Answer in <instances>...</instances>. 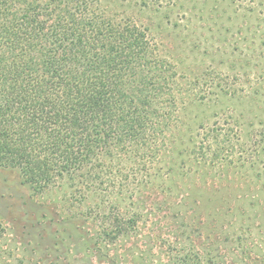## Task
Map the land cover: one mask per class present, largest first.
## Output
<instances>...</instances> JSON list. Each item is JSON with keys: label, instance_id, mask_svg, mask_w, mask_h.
Listing matches in <instances>:
<instances>
[{"label": "rangeland", "instance_id": "374dc122", "mask_svg": "<svg viewBox=\"0 0 264 264\" xmlns=\"http://www.w3.org/2000/svg\"><path fill=\"white\" fill-rule=\"evenodd\" d=\"M99 1L146 28L175 66L177 127L140 193L111 202L141 217L110 245L102 197L66 182L37 193L0 167V264H264V0ZM213 124L236 126L250 158L213 170L196 160L190 140Z\"/></svg>", "mask_w": 264, "mask_h": 264}, {"label": "trees", "instance_id": "16d2710c", "mask_svg": "<svg viewBox=\"0 0 264 264\" xmlns=\"http://www.w3.org/2000/svg\"><path fill=\"white\" fill-rule=\"evenodd\" d=\"M174 67L146 28L107 16L99 0H0V167L37 193L66 182L81 198L97 194L100 242L128 236L141 208L129 219L111 202L138 195L167 150L181 90ZM240 136L213 124L188 148L213 170L250 158Z\"/></svg>", "mask_w": 264, "mask_h": 264}]
</instances>
